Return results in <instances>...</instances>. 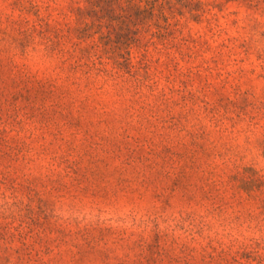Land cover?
I'll return each instance as SVG.
<instances>
[{
    "label": "rangeland",
    "instance_id": "1",
    "mask_svg": "<svg viewBox=\"0 0 264 264\" xmlns=\"http://www.w3.org/2000/svg\"><path fill=\"white\" fill-rule=\"evenodd\" d=\"M152 1L0 0V264H264V0Z\"/></svg>",
    "mask_w": 264,
    "mask_h": 264
},
{
    "label": "trees",
    "instance_id": "2",
    "mask_svg": "<svg viewBox=\"0 0 264 264\" xmlns=\"http://www.w3.org/2000/svg\"><path fill=\"white\" fill-rule=\"evenodd\" d=\"M117 7L119 11L118 21L122 25L124 23L123 14H121V11H126L128 9H135L138 14H143L145 12H148L151 16H158L161 18H164L166 22H168V16L165 13L164 7L158 8V6L152 1V0H145V5H141L140 2H136V0H128L126 3L122 2V0H112ZM91 6L93 10L102 9L103 10V3L102 0H91ZM99 24V23H98ZM170 24V23H168ZM160 27H163L159 25ZM86 29V28H84ZM104 38H106L109 41H112L110 36L103 35ZM115 41V40H113ZM115 45L112 50H108L112 53H115L117 55V61L121 64V61L119 58H123L122 61L127 62L129 57L125 56L126 54H130L129 51L123 52V44L124 41L121 39L115 41ZM128 45H126L127 48Z\"/></svg>",
    "mask_w": 264,
    "mask_h": 264
}]
</instances>
